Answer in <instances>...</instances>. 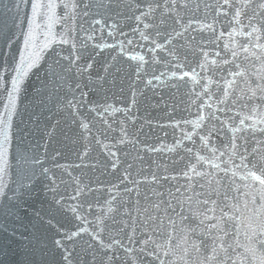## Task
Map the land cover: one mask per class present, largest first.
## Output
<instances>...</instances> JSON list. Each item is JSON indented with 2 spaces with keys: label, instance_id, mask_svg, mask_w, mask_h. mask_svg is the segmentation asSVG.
Here are the masks:
<instances>
[{
  "label": "snow or ice",
  "instance_id": "6c2138e0",
  "mask_svg": "<svg viewBox=\"0 0 264 264\" xmlns=\"http://www.w3.org/2000/svg\"><path fill=\"white\" fill-rule=\"evenodd\" d=\"M5 7L0 52L15 62L0 63L7 100L0 104V207L22 222L38 179L50 192L63 186L47 218L59 264H264V0H11ZM113 48L134 62L122 106L107 93L88 99L96 56ZM33 70L43 72L41 93L55 98L56 113L75 125L66 135L81 146L76 161L61 163L56 152L49 167L36 149L13 155L12 120ZM152 88L186 98L164 101L167 122L139 115V97ZM181 104L186 115L177 117ZM153 124L180 136L172 145L141 140ZM41 148L47 157V144L37 141ZM162 152L176 154L153 156ZM6 230L16 235L0 225Z\"/></svg>",
  "mask_w": 264,
  "mask_h": 264
},
{
  "label": "water",
  "instance_id": "95a60500",
  "mask_svg": "<svg viewBox=\"0 0 264 264\" xmlns=\"http://www.w3.org/2000/svg\"><path fill=\"white\" fill-rule=\"evenodd\" d=\"M11 7V0H2L0 3V13L6 11V7ZM11 25L13 14L8 13L3 17ZM23 19V14H21ZM60 25H54V31H59ZM19 35V33H17ZM34 39L37 38L34 31ZM227 37L222 38L221 44ZM240 39V38H237ZM42 43V42H41ZM22 44V41H17L16 45ZM2 47V46H0ZM40 45H37L39 50ZM16 46H14L12 52L15 53ZM118 50L105 49L101 52L93 63L92 77L95 81L94 88L89 92L88 99L99 100L105 93L109 96L110 103L116 106H122L129 101L128 90V77L132 72V68L129 65H134V62L127 59L126 56L117 54ZM223 54V53H222ZM211 56L212 53L210 52ZM113 57L115 59L113 60ZM49 56L45 55V60ZM7 61V64L11 66L15 61L12 54L6 52H0V63ZM43 66V64H42ZM107 67V72L103 69ZM146 70L150 73L152 68L145 66ZM155 68L162 69L161 65H155ZM43 72L39 70H33V72L27 77L22 85L21 94L17 102L16 115L13 117V155L17 151H23L28 149L31 154L33 149H36L40 154L41 160L49 167L52 165V155L56 152H61L63 155L57 157L61 163L76 161V152L80 149V144L73 143L68 139L66 133L71 134L75 131V125L69 126L65 123L66 113L57 114L55 111L56 100L55 98H49L41 93L43 87L42 78ZM98 76H103V80H96ZM7 80V76L5 77ZM187 79V78H186ZM171 83V81H170ZM123 86V91H121ZM101 87L103 90H101ZM50 91V88H49ZM182 99H186L183 96V92L177 94L174 89H145L144 95L139 97L141 117L147 116L150 120H161L167 122L168 117L165 115V108L163 107L164 101L179 102ZM42 101H44L42 103ZM7 100L4 95L0 94V104H6ZM153 105H159V107H153ZM183 104L177 108L175 116L180 117L186 115L181 109ZM3 111V109H0ZM121 115L120 113L116 114ZM193 115H195V109L193 108ZM57 120L60 124L57 125ZM141 123V121H137ZM250 123V121H248ZM55 126V127H54ZM54 127V131H53ZM131 127V126H130ZM259 127V125H258ZM47 131H52V137L49 138L46 135ZM167 133V135L165 134ZM260 135L259 132L256 133ZM180 136L179 129H173L171 127H165L163 129L156 127L155 124L149 126L144 125L143 131L140 134V139L145 140L149 144H166L172 145L174 138ZM193 139H197L193 137ZM37 141L41 145L47 144V157L43 154V149H37ZM185 145H190V141H184ZM181 151V149H177ZM176 153H155L153 156L157 159L175 156ZM95 155L99 156L102 161L103 156L99 155L98 150ZM86 159L91 160L92 154ZM146 157V160H149ZM78 162V161H77ZM31 161L25 165V167H31ZM36 171L39 172V165H36ZM74 171H80L75 169ZM86 177L92 179H99L104 181L106 177L100 172L93 173L89 169H84ZM19 169H13V178L19 179ZM7 179V178H6ZM112 176H107V180H111ZM47 181L44 178H40L33 186V195L27 199L26 207L28 212L24 213V219L21 222L19 218L13 219L10 215V209L7 206L0 207V225H6L8 229H16V235H10L9 231H0V264H59V256L56 254L55 246L53 243L54 237L57 234L54 230L49 228L47 224V218L49 214V207L52 203L53 197L60 195L64 192L63 186H61L58 192H50L45 185ZM91 219V217H90ZM71 227L69 223L67 225ZM23 233V235H21Z\"/></svg>",
  "mask_w": 264,
  "mask_h": 264
}]
</instances>
